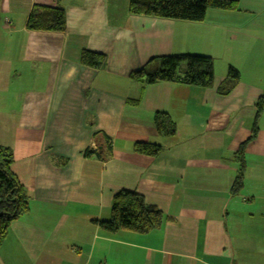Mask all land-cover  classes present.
Here are the masks:
<instances>
[{
	"label": "crops",
	"instance_id": "crops-1",
	"mask_svg": "<svg viewBox=\"0 0 264 264\" xmlns=\"http://www.w3.org/2000/svg\"><path fill=\"white\" fill-rule=\"evenodd\" d=\"M236 2L193 23L131 15L128 0H0V146L28 197L0 264H264V108L237 153L264 92V0ZM33 7L62 8L65 30H26ZM84 51L103 55L102 68L81 64ZM184 54L212 59L209 87L130 78ZM229 68L239 80L228 92ZM159 113L172 138L157 134ZM106 139L105 161L85 156ZM121 191L167 221L147 234L102 230Z\"/></svg>",
	"mask_w": 264,
	"mask_h": 264
},
{
	"label": "trees",
	"instance_id": "trees-1",
	"mask_svg": "<svg viewBox=\"0 0 264 264\" xmlns=\"http://www.w3.org/2000/svg\"><path fill=\"white\" fill-rule=\"evenodd\" d=\"M237 8L236 0H128V13L135 16H147L160 19H174L193 23L202 22L207 10L233 11ZM26 30L35 32H63L65 30V11L62 8L33 7L26 21ZM159 64L155 70L146 67L135 71L130 78L145 84L160 82L179 83L186 86L206 88L213 81V61L203 55H175L158 59ZM81 64L90 66L95 70L102 68L105 57L92 52H82ZM226 87L228 92L239 80L236 70L229 68ZM264 108V92L255 105L254 127L251 136L241 145L237 153L242 155L246 143L255 137L258 120ZM154 127L161 137L172 138L175 126L165 114H156ZM102 153L85 151V156L95 155L105 161L110 155V141H104ZM160 147L146 143H136L134 152L150 157L156 156ZM13 161L11 150L0 146V246L5 239L9 225L18 220L28 211V197L19 184L17 178L10 170ZM242 163L239 164V175ZM240 179V178H239ZM239 187L240 183H236ZM167 219L155 207L144 203L141 196L121 191L112 200L109 218L96 222L104 231L117 233L126 231L135 234H147L159 230Z\"/></svg>",
	"mask_w": 264,
	"mask_h": 264
}]
</instances>
